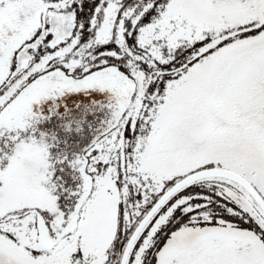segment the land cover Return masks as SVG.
<instances>
[{"label":"snow or ice","instance_id":"obj_1","mask_svg":"<svg viewBox=\"0 0 264 264\" xmlns=\"http://www.w3.org/2000/svg\"><path fill=\"white\" fill-rule=\"evenodd\" d=\"M0 264H264V0H0Z\"/></svg>","mask_w":264,"mask_h":264}]
</instances>
